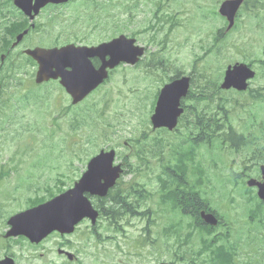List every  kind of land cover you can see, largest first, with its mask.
<instances>
[{
  "label": "rangeland",
  "instance_id": "374dc122",
  "mask_svg": "<svg viewBox=\"0 0 264 264\" xmlns=\"http://www.w3.org/2000/svg\"><path fill=\"white\" fill-rule=\"evenodd\" d=\"M223 1L221 0L220 4ZM253 2L257 9L258 7H264V0H253ZM213 3L215 4V0H213ZM204 4H208V1H204ZM155 5L157 9H154L155 6L144 5V1H142L141 10L136 11L135 18L132 21H130L131 18L129 16L121 13L118 6L112 7V18L109 23L111 36L121 32L126 35L133 34L140 45L148 47L149 52L140 66H123L115 73L106 88L107 92L97 93L91 98L90 103L89 100L85 103L86 106L90 105L91 108L86 109L82 104L80 107L85 110L83 113H81V110L78 111L80 107L74 108L77 111L66 112L65 108L68 107L71 101L67 99L65 102V96L62 101L64 110L60 113L55 112L53 109L51 110L50 105L47 106V109L37 108L25 112L28 119L26 123L31 129V135L41 140L47 134L48 138L45 144L41 142L31 145V157L34 156L36 160L41 161L43 164L47 162L45 164L46 167L43 168L46 172L51 170L68 172L72 170L74 173L81 175L86 170L88 159L99 154L102 149H108L110 146L116 147L121 157L126 155L133 156V148L125 144L126 140L135 137L143 138L144 131H146L149 139L143 142L142 149L145 151V157L151 162V171L146 169L147 171L136 178V182L152 192L158 191L161 185L158 176L163 171L162 160L164 162L163 167L169 165V161L163 159V154L169 157L172 151V164L168 168L178 180L186 183L185 177L188 176L186 167L193 166L195 163L199 164L200 155L204 154L203 161L207 168L205 180L209 179L208 184H210L209 187H204L207 190L206 195L212 199L215 205L217 204L215 208L225 212L223 206L226 205L227 196L232 194L231 188L234 185L229 181L231 173L229 167L219 163L222 167L219 170L218 167L214 166V162L223 161V159L227 162L233 153L230 151L229 155L225 156L223 145L212 146L210 150L214 161H211L206 147L200 151V146H194L197 159L195 157L191 158L188 153L192 151L193 145L187 143L186 134L156 132L152 130L149 122L155 109L160 88L167 83L162 84L161 81H166L167 77L172 76L176 69L188 73L196 62L198 66H201L202 60H198V57L204 56L208 49L201 48V32L197 27L199 22L202 21L201 27L205 39L203 47L211 46L213 42L209 35L216 32L217 25L218 28L223 26V24H217V20L219 19V22L221 20L218 15V5H214L217 16L213 21L203 19V16L209 11L208 7L201 3V0H176L175 2L158 0ZM158 10V27L156 23L154 30L147 29L150 23H155L153 14ZM256 11L251 9L250 13ZM171 13L177 14L180 25L173 32H170L168 23ZM250 13L245 10L240 15L239 12L238 16L243 21V27L226 37L227 40L220 51H209L206 59L207 74L212 76L220 75L221 68L223 69L229 64L247 62L244 59L250 60L261 57L264 30H261L262 26L258 24L260 18L256 15L251 18ZM106 26V23L97 20V34L104 33ZM156 55L161 56L166 63L162 65L163 71L150 74L153 70V60ZM169 60L171 68H168ZM26 69L30 68H20V70ZM202 69L200 72H202ZM11 70V68H8L6 75L14 79L20 72L9 73ZM259 75L262 77L254 80L256 87L264 86V67L259 68ZM224 98L231 101V107L235 106L236 97L224 94ZM241 100L247 101V106H254L252 99L242 98ZM261 106H264V103ZM57 116H59L57 128L54 129L51 124L53 120L57 119ZM241 118L244 120L245 115L239 116V119ZM37 128H44L47 132L40 134ZM72 130L74 131L71 132ZM52 131L56 132L54 136L50 134ZM71 135L73 136L71 137ZM166 135L168 136L162 139L160 143L153 140V138H157L156 136L162 137ZM19 150L20 146L16 145L2 155L10 154L12 151L18 152ZM243 153L248 155L249 150ZM141 162L135 156L132 159V163L137 165ZM200 173L205 174V170L201 169ZM134 176L136 175H126L123 182L133 183ZM65 180L67 181V179ZM235 196L237 200L233 203V209L229 210L228 213L233 220L237 221L239 215H242L240 210L243 211L245 205H241L240 196L237 194ZM157 200V197H152L148 200L149 205L153 209L158 208L155 205ZM146 209H140V211L143 212ZM148 217L153 223L151 224L152 232L145 231L149 224L148 219H144L143 216L132 217L120 223L124 231L122 235H119L122 254L116 251L119 255L116 260L111 253L107 252L105 243L97 244L95 240L96 248L93 256L85 257V264H159L160 262H173L175 259L174 253L178 252V249H175L173 239L167 240L166 234L171 233L170 227L176 225L180 218L161 210L159 211L158 220L155 219L156 216L152 213ZM103 223V221L100 222V224ZM242 224L243 221L240 219L238 223L240 230L242 229ZM99 232H101V228H99ZM80 235L81 233L78 234V236ZM171 235L174 236L173 233ZM145 238H148V240L143 242ZM151 239L155 240V243L151 242ZM59 242L60 239L54 237L44 245L41 244L36 248L31 247L30 242L14 244L12 251L17 256L20 264H60L56 248ZM242 243L240 248L242 259L239 257L237 264H264V250H261L264 245L260 244L261 247L256 253L255 250L253 251L254 247H250L251 250H249L245 246V242ZM169 250H171L170 253ZM2 253L3 250L0 248V256ZM177 264L184 263L178 262Z\"/></svg>",
  "mask_w": 264,
  "mask_h": 264
},
{
  "label": "flooded vegetation",
  "instance_id": "af4514ba",
  "mask_svg": "<svg viewBox=\"0 0 264 264\" xmlns=\"http://www.w3.org/2000/svg\"><path fill=\"white\" fill-rule=\"evenodd\" d=\"M142 1H144V5L155 6L154 9H157L155 4L158 0H0V248L3 250L0 263L5 259H13L17 264H20L12 251V246L29 243L25 236H9L11 220L16 215L49 201L55 195L72 189L80 178L73 171L64 173L63 171L52 170L46 172L43 170L46 166L43 167L44 164L36 160L34 156L31 157L30 153L32 144L41 142L45 144L48 138L47 134L41 140L31 135V129L26 123L28 119L25 112L37 108L47 109V106L50 105L51 110L60 113L64 96L69 97L61 86L60 80L51 79L38 87L31 75L19 74L12 79L4 72L10 66H31L38 70L39 63L27 53L28 51L38 48L63 50L69 46L80 49L78 52L80 61L87 65L90 63L95 69H99L103 65V61H108L110 56L105 54L104 57H89L88 48L99 46L113 39L109 26L112 18L110 15L112 7L118 6L124 15L128 11V6L134 9L137 3ZM170 1L175 2L176 0ZM175 15L176 13L170 14L169 25L172 26V32L177 29L173 26ZM153 19H155V23L149 24L147 27L149 30H154L156 23L158 27L159 10L153 14ZM97 20L107 24L105 32L102 34H97ZM119 69L120 66L114 70H109L108 80L87 98L102 91L111 76ZM67 70L70 71L69 68ZM185 75H189L191 79L190 93L186 98L187 100L182 101V106L187 111L200 114V132L194 136V139L207 144L209 109L205 105L196 107L189 104L192 96L195 97V100H198V97H203L201 99L203 104L207 101V79L195 75L191 70L185 74L181 73L179 77L173 74L170 81ZM7 89L20 90L24 96L17 99L9 97ZM22 103H26L25 107L21 106ZM214 117L213 120L218 121L220 119L216 114ZM58 119L59 116L53 120L51 125L56 126ZM187 122L192 125L190 118L187 119ZM252 122L254 144L264 145V115L258 117L253 114ZM216 129L219 130L218 127ZM37 131L40 134L47 132L44 128H37ZM50 134L54 136L56 132L52 131ZM125 144L128 146L127 142ZM16 145L20 146L18 152L12 151L10 154L2 155ZM126 158L128 161L131 159L129 155ZM253 160L255 161V159ZM254 163L255 169L259 170V173L258 171L255 173L256 177H260V169L264 159L260 163L256 161ZM122 166H125L124 171L127 172L128 165L126 168L124 161ZM64 179L68 180L64 181ZM188 200L186 214L189 222H192L195 221L197 213L200 214L203 211L202 207L205 204L199 194L194 197L189 196ZM85 224L88 225L89 220H84L81 225ZM224 230L229 233L228 222L224 223ZM55 234L63 239L75 237V239L64 240L59 245L58 253L61 252L59 254L63 261L72 264H84L81 260L84 259L82 256L85 251L94 248L90 240L85 237H76V234ZM68 253L74 255L73 259ZM92 254L93 252H91V256Z\"/></svg>",
  "mask_w": 264,
  "mask_h": 264
},
{
  "label": "water",
  "instance_id": "95a60500",
  "mask_svg": "<svg viewBox=\"0 0 264 264\" xmlns=\"http://www.w3.org/2000/svg\"><path fill=\"white\" fill-rule=\"evenodd\" d=\"M242 2L243 0L228 1L222 5L220 12L229 17L231 21L229 28L233 26L235 11ZM122 38L126 43L121 42ZM98 49L101 50L93 52V54H107L103 49L111 51V62L107 66H103L95 73L83 75L80 70L86 69L87 66L76 63L77 67L71 66L73 69L72 75L64 80L65 86L74 97V103L82 100L87 93L97 88L104 81L107 77V67L114 68L121 62L135 65L144 54V48L136 46L134 39H126L125 36ZM254 76L255 72L246 65H236L234 69L229 68L223 87L227 89L235 87L239 90H245L247 89V80ZM189 80V78L179 79L163 87L159 94L155 112L151 117L154 129L168 128L173 130L177 126L178 118L184 111L181 108V100L189 92ZM37 81H41L39 75ZM79 84L80 87L77 86ZM114 158L115 151L102 152L89 163L88 170L73 190L46 205L18 215L12 221L11 235L18 236L22 234L32 242L39 243L54 231L71 233L75 225L86 217L92 218L93 223H95L98 212L94 210L91 202L85 197V193L101 198L108 195L121 173L120 166L113 167ZM93 170H95L93 178L86 182L85 177ZM249 185H258L260 188L259 197L264 200V184L251 180ZM70 193H76V195L70 196ZM65 197L67 199H64ZM41 209L45 211H40ZM202 217L211 226L218 225L219 221L214 214L202 212ZM3 264H14V262L10 259L3 262Z\"/></svg>",
  "mask_w": 264,
  "mask_h": 264
},
{
  "label": "trees",
  "instance_id": "16d2710c",
  "mask_svg": "<svg viewBox=\"0 0 264 264\" xmlns=\"http://www.w3.org/2000/svg\"><path fill=\"white\" fill-rule=\"evenodd\" d=\"M159 70V69H157ZM209 135L213 134V132H210L208 130ZM163 139V138H162ZM161 138H156L154 141L160 143L162 141ZM147 140L146 137L143 138H131L130 141L133 145V157L139 158L142 162L139 164L140 168H144L142 171H137V176H141V174L145 171H151L150 167V161L145 158V151L142 149V144ZM235 147H240V144H234ZM188 155L191 158H194V151L189 152ZM172 153L169 156V165L172 164ZM168 165V166H169ZM197 163H195L193 166H187L186 172L189 171L190 168H196ZM168 166L163 167V173L158 176V180L160 182V197H161V203L163 205L171 204L173 209L175 211H186L187 206L185 202H188L187 199H184V196L186 193H189L187 189L190 188H198L201 187V182H199V171L202 169L201 167H197L198 172H194L191 174H187L188 176L186 178V183L178 180L176 176H174ZM147 169V170H146ZM134 172V171H133ZM239 178L236 180L237 185H239L241 182H243V185H245V179L240 178L242 175L238 176ZM250 189H247V192L249 193ZM153 193H150L146 187L140 186L138 184H131L128 187L124 188L123 186L118 188L115 192H113L112 195L114 197V201L117 207V210L119 211H127L130 213V206L128 205L127 196H136V205H140L143 203V207L146 205V201L148 197H151ZM249 202L255 203V213H254V221L257 225V230L255 233L256 241L261 240L264 241V202L259 200L257 195L249 193ZM139 199V200H138ZM127 200V201H126ZM205 201V200H204ZM209 202V201H208ZM133 208V206H132ZM205 209L213 210L216 214H218L217 211H215L212 206L206 202ZM146 213V212H145ZM144 213V214H145ZM182 217H184L182 215ZM182 220V219H181ZM198 224L192 225V232L190 235H186V227L183 225V223H177L172 227L171 233L167 234V240H174V245L178 247V252H176V261L184 262L185 264H235V250L232 246H229V249L231 252H229L224 245H218V240H214L213 238H206V235H208V230L210 233L215 232L216 229L210 228L209 226H206L203 224L202 220L199 216H197ZM180 222V221H179ZM174 234L172 236L171 234ZM186 245H193V251L191 253H182V250ZM202 245L201 248H196V246ZM171 252V250H169ZM202 257L206 258L203 259Z\"/></svg>",
  "mask_w": 264,
  "mask_h": 264
},
{
  "label": "snow or ice",
  "instance_id": "6c2138e0",
  "mask_svg": "<svg viewBox=\"0 0 264 264\" xmlns=\"http://www.w3.org/2000/svg\"><path fill=\"white\" fill-rule=\"evenodd\" d=\"M47 55H55V56H59V57H62L65 59V62L67 63H71L73 67H77V64L76 62H74L72 59L68 58L64 53H50V54H47ZM69 75H72L71 73ZM162 103V106H163V101L161 102ZM95 174V170H93L92 172H89L88 176L85 177V181L87 182L88 180L92 179L93 176ZM70 196H73V195H76V193H70L69 194ZM64 199H67V197H65ZM59 203V202H57ZM52 207V206H50ZM40 211H45L43 209H41Z\"/></svg>",
  "mask_w": 264,
  "mask_h": 264
}]
</instances>
